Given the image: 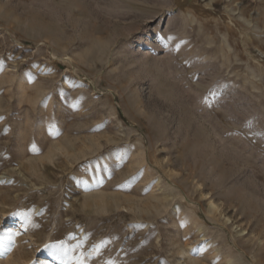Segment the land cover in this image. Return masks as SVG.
<instances>
[{
    "label": "rangeland",
    "instance_id": "rangeland-1",
    "mask_svg": "<svg viewBox=\"0 0 264 264\" xmlns=\"http://www.w3.org/2000/svg\"><path fill=\"white\" fill-rule=\"evenodd\" d=\"M208 2L0 0V264H264V0Z\"/></svg>",
    "mask_w": 264,
    "mask_h": 264
},
{
    "label": "bare ground",
    "instance_id": "bare-ground-1",
    "mask_svg": "<svg viewBox=\"0 0 264 264\" xmlns=\"http://www.w3.org/2000/svg\"><path fill=\"white\" fill-rule=\"evenodd\" d=\"M179 3H180V2H179ZM188 4H189V3H188ZM178 5H179V4H178ZM207 6L213 8V0H209ZM183 12H184V15H185L187 18H191V17H192V14H191L190 11H185V10H183ZM149 36H151V34H149ZM147 43H149L148 40L144 41V42L142 43V45H146ZM258 50H259V49H258ZM259 53L263 55V51H262V50H259ZM254 59H255V58H254ZM257 59H258V58H257ZM71 64H72V62H71ZM29 97H30V96H29L28 91H27V90H23V91H22V98H23V100H22V102H21V105H22V106L24 105V104H23L24 101H25L27 98H29ZM211 205H214V206H215V204H214L213 202H211ZM239 231H240V230H239ZM23 262L26 263V260L23 259Z\"/></svg>",
    "mask_w": 264,
    "mask_h": 264
},
{
    "label": "snow or ice",
    "instance_id": "snow-or-ice-1",
    "mask_svg": "<svg viewBox=\"0 0 264 264\" xmlns=\"http://www.w3.org/2000/svg\"><path fill=\"white\" fill-rule=\"evenodd\" d=\"M33 150H35V148Z\"/></svg>",
    "mask_w": 264,
    "mask_h": 264
}]
</instances>
